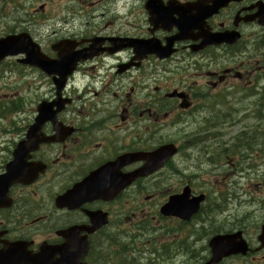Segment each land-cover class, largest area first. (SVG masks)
Returning <instances> with one entry per match:
<instances>
[{
    "label": "flooded vegetation",
    "instance_id": "obj_1",
    "mask_svg": "<svg viewBox=\"0 0 264 264\" xmlns=\"http://www.w3.org/2000/svg\"><path fill=\"white\" fill-rule=\"evenodd\" d=\"M4 38L52 59L45 49L100 52L73 66L60 92L53 77L22 66L21 109L0 127V253L21 262L43 245L59 251L67 236L87 245L80 261L89 264L148 216L153 228L186 229L161 238L168 261L200 264L222 235L239 247L217 264H264V208L215 221L241 190L213 172L216 146L192 151L228 125L223 107L241 117L233 128L264 118V0H0ZM142 45L173 54H136ZM171 144L176 157L132 182ZM184 188L204 195L200 212L189 224L161 217Z\"/></svg>",
    "mask_w": 264,
    "mask_h": 264
},
{
    "label": "water",
    "instance_id": "obj_2",
    "mask_svg": "<svg viewBox=\"0 0 264 264\" xmlns=\"http://www.w3.org/2000/svg\"><path fill=\"white\" fill-rule=\"evenodd\" d=\"M141 47H144L145 49H142L144 51L149 50V52H154L156 55L161 58L159 53L161 51L159 49H151L150 47H146L142 45ZM58 51V59L56 61L48 60L46 57L42 56L39 53L38 49H19V44L14 43V40H1L0 41V61H2L6 57L11 56H17L20 54L26 55V60L23 61L24 64L37 66L41 70H43L48 75L52 73H60L58 75L61 76V73H63V78L67 72H70V68L74 64H76L79 61H85L87 59L92 58V56L96 55V52L90 51V50H84L82 52H76L72 53L68 49H53ZM89 52V54H86ZM46 109V106L43 107ZM52 115H45L43 119H50ZM165 153H167L168 156H171L174 154L172 151H169L168 148H165ZM171 210L174 215H179L182 218H188V215H185V207H181L179 203L172 202L171 204ZM164 207L162 209V213L164 212ZM69 244L71 245H65L60 249V253L64 255L65 259L62 260H53L51 259L52 254L51 252H45L44 249H41V253L33 258H28L26 260V263L28 264H81L79 263V260L85 256V249L81 246L80 243L69 241ZM75 248L76 252L75 256L70 255L69 249ZM10 256H5L0 254V264H11V261H9Z\"/></svg>",
    "mask_w": 264,
    "mask_h": 264
},
{
    "label": "rangeland",
    "instance_id": "obj_3",
    "mask_svg": "<svg viewBox=\"0 0 264 264\" xmlns=\"http://www.w3.org/2000/svg\"><path fill=\"white\" fill-rule=\"evenodd\" d=\"M27 72H24V69H22L18 64L15 63L14 60H7L4 63L0 64V127L6 126L12 122V117H7L8 113H3L5 111L6 105L10 103H18L22 98H24V93H23V81L22 76L27 75ZM229 101H235V99H229ZM229 107H223L222 110L224 114H226L227 109ZM220 116V115H219ZM225 132L226 136L224 138L225 141H230V143L227 146L233 145L231 140L237 135L238 130H234L233 127H225ZM231 134H229V133ZM253 142V141H252ZM262 141L259 139H256L254 141L255 144H260ZM257 146L254 147V153L253 155L256 157V151H257ZM258 161V166L254 167L251 170H246L248 173L247 176L244 177V180L248 179L250 180L251 185H256L258 182V178L256 174H261L263 173V170H259V168H262V165ZM250 164H253L252 162H249ZM264 169V168H262ZM244 184V182H242ZM140 225L134 227L131 231H123L124 240L125 242H128L127 238L131 241L134 242V245H137L140 250V256L139 258L144 260L143 258V252L149 248L150 243L146 244V239H154L157 241L160 237V231L165 230V228L160 229V231H139ZM154 230H159V229H154ZM138 263L141 264V261L138 260ZM136 264V262L132 263Z\"/></svg>",
    "mask_w": 264,
    "mask_h": 264
},
{
    "label": "trees",
    "instance_id": "obj_4",
    "mask_svg": "<svg viewBox=\"0 0 264 264\" xmlns=\"http://www.w3.org/2000/svg\"><path fill=\"white\" fill-rule=\"evenodd\" d=\"M121 246H122V253L119 258L120 260L116 261L115 264H131L133 260L129 258L125 253L127 246L125 245H121Z\"/></svg>",
    "mask_w": 264,
    "mask_h": 264
},
{
    "label": "bare ground",
    "instance_id": "obj_5",
    "mask_svg": "<svg viewBox=\"0 0 264 264\" xmlns=\"http://www.w3.org/2000/svg\"><path fill=\"white\" fill-rule=\"evenodd\" d=\"M229 133V132H228Z\"/></svg>",
    "mask_w": 264,
    "mask_h": 264
}]
</instances>
